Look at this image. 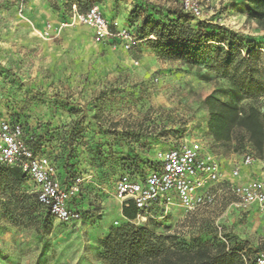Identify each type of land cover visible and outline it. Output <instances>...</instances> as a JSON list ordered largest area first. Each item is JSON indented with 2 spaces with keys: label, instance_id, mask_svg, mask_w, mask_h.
<instances>
[{
  "label": "rangeland",
  "instance_id": "1",
  "mask_svg": "<svg viewBox=\"0 0 264 264\" xmlns=\"http://www.w3.org/2000/svg\"><path fill=\"white\" fill-rule=\"evenodd\" d=\"M26 2L0 0V120H19L64 186L77 185L82 218L54 220L37 203L32 181L11 188L0 176V264H106L98 258L100 239L127 223L115 199L123 173L189 141L216 151L227 167L253 154L248 143L213 141L203 101L229 98L235 82L244 86L240 105L264 117V29L248 19L247 0H200L199 17L175 0H49L37 15ZM74 2L98 5L112 27L131 29L139 42L129 51L95 43L90 29L70 20ZM179 17L194 29L221 27L256 51L249 57L242 50L228 65L210 51L193 65L168 59L155 49L151 28L144 35L140 27H168ZM231 200L227 194L189 213L176 207L145 224L187 245L214 243L220 225L230 245L252 258L264 241V213L233 210Z\"/></svg>",
  "mask_w": 264,
  "mask_h": 264
},
{
  "label": "built area",
  "instance_id": "2",
  "mask_svg": "<svg viewBox=\"0 0 264 264\" xmlns=\"http://www.w3.org/2000/svg\"><path fill=\"white\" fill-rule=\"evenodd\" d=\"M175 1L184 12L196 17L202 14L200 0ZM70 18L90 29L97 44L119 45L129 51L139 42L131 29H118L116 24L112 27L98 5L80 7L74 2ZM0 165L19 168L33 182L37 202L54 220L66 224L81 220V210L74 204L77 185L62 184L55 165L27 144L19 120H0ZM227 194L232 197L229 206L233 210L264 213V162L244 154L227 167L200 141L158 151L148 167H141V173H123L115 189L120 208L129 201L134 204L137 213L130 222L135 225L164 218L176 207L189 213L212 206ZM216 233L225 242L222 226L216 225ZM246 264H264V241Z\"/></svg>",
  "mask_w": 264,
  "mask_h": 264
},
{
  "label": "trees",
  "instance_id": "3",
  "mask_svg": "<svg viewBox=\"0 0 264 264\" xmlns=\"http://www.w3.org/2000/svg\"><path fill=\"white\" fill-rule=\"evenodd\" d=\"M78 5L85 6L80 3ZM246 13L249 20L264 29V0H247ZM147 27L159 38L153 42L155 49L163 52L168 59L184 60L189 65L198 63L204 51L217 55L224 65H228L233 56L239 55L242 50L249 57L256 51L255 46L221 27L202 24L194 29L182 21L181 17L168 27L161 22L144 21L140 32L145 35ZM243 92L244 86L233 82L229 98L219 99L215 94L205 97L203 102L208 113L207 131L216 143L228 144L236 141L239 144H250L252 155L264 162V117L255 106L240 105ZM42 138L39 139L40 144L43 142ZM27 144L37 153L35 147L28 142ZM212 151L220 156L213 149ZM231 154H238V148H234ZM128 173H141V167ZM0 176L11 188H17L24 180H29L17 167L2 166ZM136 213L131 201L121 208V215L127 223L111 228L108 234L100 239V260L106 264H246V261L251 259L243 253L242 248L230 245L226 236L225 242L216 235V241L210 245L198 240L187 245L177 242L175 235H158L150 225L145 224L153 219H148L142 225L131 223Z\"/></svg>",
  "mask_w": 264,
  "mask_h": 264
},
{
  "label": "crops",
  "instance_id": "4",
  "mask_svg": "<svg viewBox=\"0 0 264 264\" xmlns=\"http://www.w3.org/2000/svg\"><path fill=\"white\" fill-rule=\"evenodd\" d=\"M46 8H49V0H27L25 5V9L28 10V13H36V15L39 14L40 11L45 10ZM91 35H92V31H91ZM102 46L108 47L109 45H102Z\"/></svg>",
  "mask_w": 264,
  "mask_h": 264
}]
</instances>
